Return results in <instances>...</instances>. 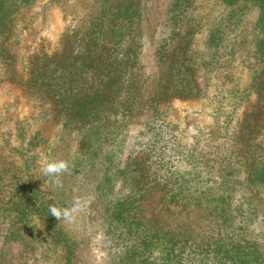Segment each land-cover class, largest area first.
I'll return each instance as SVG.
<instances>
[{
    "label": "rangeland",
    "instance_id": "374dc122",
    "mask_svg": "<svg viewBox=\"0 0 264 264\" xmlns=\"http://www.w3.org/2000/svg\"><path fill=\"white\" fill-rule=\"evenodd\" d=\"M12 1L5 2L14 10L7 17L12 25L7 43L16 71L23 74L29 53L55 51L64 34L77 37L107 5L103 0ZM128 3L135 16L120 25L125 36L131 28L139 42L133 71L139 73L142 95L154 89L163 70H193L196 83L189 86L197 92L171 97L152 115L143 109L129 118L105 110L107 137L99 146L93 143V154L87 138L95 121L63 124L48 99L21 87L0 66V264H145L158 260L155 242L169 232L177 236L179 256L164 264H264V187L224 188L234 210L227 216L209 210L224 187L215 183L227 161L222 159L236 160L233 133L254 99L251 84L259 68L254 48L262 33L254 25L257 6L221 0ZM177 49L189 70L178 67ZM52 159L69 162L62 188L41 172ZM233 167V180H241L243 171ZM141 179L170 186L180 181L184 195L170 202L150 188L141 196ZM202 187L210 189L203 195L194 191ZM18 189L28 192L27 199ZM77 197L87 201L86 207L72 223L54 217L58 234L30 210L40 203L48 210L70 207ZM193 198L198 206L188 204ZM122 199L128 203L118 213Z\"/></svg>",
    "mask_w": 264,
    "mask_h": 264
},
{
    "label": "trees",
    "instance_id": "16d2710c",
    "mask_svg": "<svg viewBox=\"0 0 264 264\" xmlns=\"http://www.w3.org/2000/svg\"><path fill=\"white\" fill-rule=\"evenodd\" d=\"M6 1L0 0V66L2 71L8 73L12 80L19 82V85L26 88L27 91L35 92L43 99H48L50 109L55 110V115L59 114L58 118H61L63 124L71 123L75 127L74 125L77 123L82 126L86 122L95 121V128L91 131V136L88 135L89 138H87L89 146H92L94 142H97L96 145L94 144L95 146H99L107 137L108 130H105V122H103L106 115L105 110L122 116L126 115L129 118L132 115H137L143 109L152 115L153 112H157L160 103L171 97H189L197 92L196 86H189L190 83H196L195 79H192L194 72L186 67L190 65L184 62V58H182L184 53L177 49L176 52L181 55L176 58L178 67L183 65L189 71L186 73L178 71L179 74H172L168 70L158 72L154 89L150 93L147 91L145 96L142 95V85L137 83L139 73L133 71L138 61L139 42L132 37L131 28V32H127L128 36H125L124 27L120 25V21L123 19L132 22L131 18L135 16L136 12L128 3L129 0H126L128 2L124 4L120 0H103L107 1V5H101L99 17L92 19L86 30L77 37L72 32L64 34L60 39V46L53 52L46 53L40 50L29 53L25 64L21 66L26 69V72L19 73L14 67V54L7 43L12 30V25L7 22V17H12L14 10L7 9ZM22 1L25 0H13L11 3ZM221 1L227 5L240 1L254 3L257 6V18L254 25L257 30L262 32L254 48V58L259 64L253 77L255 84H251L254 99L245 105L237 129L233 133L234 141L237 143L233 151L236 160L233 161V158L229 156L222 159V162L227 161L219 168L221 181L218 179L215 183L224 187L220 189L219 196H221L216 203L215 200H212L213 205L209 207V210L218 211V215L219 212H224L221 215L227 216L226 213L233 211L234 208L229 206V199L223 197L226 195L222 194L225 191L224 188L235 185H240L244 189L253 185L264 187V151H262V148L264 149V0ZM123 13L124 16H122ZM169 64L171 66V63ZM174 76L177 78H172ZM83 81L84 85L82 86L81 82ZM256 85L258 86L256 87ZM112 108L115 110H111ZM92 150H94V146L90 148V151ZM91 153L94 154V151ZM234 163L239 170L243 171L241 180L232 178ZM137 173L141 178L140 169ZM140 181L138 190L141 191V196L144 191L148 192L150 188L156 191V188L161 190L159 192L162 195H167L170 202H173L178 195H184L185 187L180 181L172 186L161 185L160 182L150 184L142 179ZM19 183L21 184V182ZM159 184L161 186H157ZM185 184L187 187L196 185L188 182ZM164 186L170 187L164 188ZM209 189L202 187L200 190L195 189L194 191L203 195ZM19 192L21 199H27L29 196L26 190L20 189ZM195 198L191 199L188 204L198 206ZM123 203L128 202L123 200L116 204V210L119 209L118 213L123 211ZM219 203L221 205H218ZM30 210L38 215L46 229H51L55 234H58L55 219L46 206L40 203L36 204L34 209L30 207ZM159 233L160 231H158ZM168 234L162 233V239L160 238L162 241L155 242L157 245L155 248L159 251L158 260L145 264H164L167 263V260L172 263L175 257L179 256L180 246L176 242L177 236ZM141 241L142 243H151L144 238ZM218 249L225 257H234L236 262L239 261L235 256L220 248H213V251H219Z\"/></svg>",
    "mask_w": 264,
    "mask_h": 264
},
{
    "label": "clouds",
    "instance_id": "9594fccd",
    "mask_svg": "<svg viewBox=\"0 0 264 264\" xmlns=\"http://www.w3.org/2000/svg\"><path fill=\"white\" fill-rule=\"evenodd\" d=\"M41 172L45 177H49L52 185L56 188L63 187L62 175L69 172V162L64 159L46 160L42 165ZM87 205V201L77 197L70 207L61 208L55 205L49 206L50 214L58 221L63 220L72 223L76 216L81 213Z\"/></svg>",
    "mask_w": 264,
    "mask_h": 264
}]
</instances>
